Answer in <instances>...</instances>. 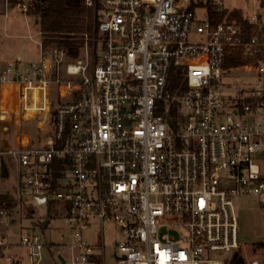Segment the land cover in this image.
Segmentation results:
<instances>
[{
    "label": "built area",
    "instance_id": "2783aa9c",
    "mask_svg": "<svg viewBox=\"0 0 264 264\" xmlns=\"http://www.w3.org/2000/svg\"><path fill=\"white\" fill-rule=\"evenodd\" d=\"M84 3L94 28L79 56L43 38L39 59L0 61V89L16 84L22 114L50 131L11 146L0 127V159L20 169L16 196L72 231L61 264H105L103 239L87 231L107 222L119 228L116 264H232L236 200L264 204V0L241 17L224 0ZM10 5L32 6L0 0ZM240 68L252 80L236 89ZM20 244L40 264L49 243L32 228ZM10 245L0 238L8 261Z\"/></svg>",
    "mask_w": 264,
    "mask_h": 264
},
{
    "label": "rangeland",
    "instance_id": "374dc122",
    "mask_svg": "<svg viewBox=\"0 0 264 264\" xmlns=\"http://www.w3.org/2000/svg\"><path fill=\"white\" fill-rule=\"evenodd\" d=\"M256 0H224L226 7L234 8L233 14L240 11L252 12ZM243 9V10H242ZM242 13V12H240ZM33 37H29V35ZM42 37L40 22L34 14H25L16 6L10 5L5 9L0 6V59L6 61H17L19 56L25 60H30L38 57L39 45ZM93 47H90V49ZM31 61V60H30ZM30 61H24L27 64ZM238 76V77H236ZM234 83L236 89H239L242 84L250 82L252 76L244 72L242 68L234 70ZM32 123V120H31ZM25 124V123H22ZM23 130H27L35 135L43 134L35 124H29L27 127L23 125ZM49 130V127H48ZM46 131V127L45 130ZM15 132V128L9 130V135ZM26 132V131H25ZM50 132V131H48ZM44 136V135H43ZM11 140V139H10ZM6 161L10 170L9 177L0 180V193L12 192L15 195L18 204L16 211L12 216L0 217V238H3L6 243H10L12 248L10 252H6L13 257L12 261H8L3 255L0 257V264H19L22 259L20 253H25L26 249L20 244L23 234L28 233L32 228H35L49 243L48 248L44 252L40 264H61L60 255L67 256V244L72 239V231L66 225L64 219H60L57 212H53L50 218L49 209L43 206H34L35 212L27 211L29 205L23 199L16 196L15 191L20 184L19 171L14 158L6 155ZM30 205L31 202L29 201ZM237 211L239 215L240 225V247L235 251L242 256L248 264L252 258H258L264 261V204L258 202L254 197H246L236 200ZM27 206V208H26ZM51 219L47 227L44 226V220ZM39 221H38V220ZM38 221V222H35ZM40 227H42V229ZM15 228L18 231H15ZM49 228V229H48ZM88 235L101 237L105 245V264H116L114 256V241L120 238L119 228L115 223L107 222L104 226V231L99 232V228L94 225ZM9 247L5 248L6 249ZM18 257V258H16ZM23 264H30L26 254Z\"/></svg>",
    "mask_w": 264,
    "mask_h": 264
},
{
    "label": "trees",
    "instance_id": "16d2710c",
    "mask_svg": "<svg viewBox=\"0 0 264 264\" xmlns=\"http://www.w3.org/2000/svg\"><path fill=\"white\" fill-rule=\"evenodd\" d=\"M16 1V0H11ZM31 11L40 22L46 46L65 50L71 57L80 54L84 44V34L92 33L94 28L93 11L86 7L85 0H29ZM241 17V13L235 14ZM237 55L234 63L240 62ZM176 83L181 76L172 77ZM17 199L10 193L0 194V209L17 206ZM1 217V215H0ZM232 264H247L242 256L235 253Z\"/></svg>",
    "mask_w": 264,
    "mask_h": 264
},
{
    "label": "crops",
    "instance_id": "0c3cea01",
    "mask_svg": "<svg viewBox=\"0 0 264 264\" xmlns=\"http://www.w3.org/2000/svg\"><path fill=\"white\" fill-rule=\"evenodd\" d=\"M30 13L33 14L32 12H30ZM41 34H42V31H41ZM29 37H33V35L30 34ZM42 39H43V35H42L40 41ZM40 41H38V45H39ZM39 57H40V46H39V50H38V57L34 58V59H30V60L31 61L37 60V59H39ZM17 59H21L22 60V65H26L27 64L24 61H30V60H26V59L24 60L22 58V56H19ZM0 61L9 62V61L3 60V59H0ZM36 117L37 118H34V116L32 114L23 115L22 112L20 111V109H19L18 86L16 84H14V85H5L4 87H2L0 89V127L1 126L6 127V135L4 137V143H7V144H9L11 146H16L17 144L20 143L21 139L22 138H26V136L29 137L30 139H32L34 142L35 141L38 142L41 139L44 140L45 136L50 134V132H48V130L44 131L45 129H44L43 124H42L44 122V118L42 119L43 120L42 121V120H40L41 117H39V116H36ZM31 120H32V123H31ZM22 123H25V124H22ZM29 124H35V126L38 128V130L43 132V134H41L42 136H40L39 134L35 135V134H33V133H31V132H29L27 130H25L26 131L25 132L23 130V128H24L23 125H25L27 127ZM11 128H15V132H12L11 133V137H10L9 130ZM24 135H25V137H23ZM4 161H5V164L7 166V169L9 171V175H10V170H9V167H8V163L6 161V157H4ZM17 167H18V165H17ZM18 171H19V178H20V169H19V167H18ZM2 173L3 172H2V158H1L0 159V180L4 179L6 177H9V175L4 177ZM5 193H10V192H4V193H0V194H5ZM16 193H17V189L15 191V194ZM10 194H12V192ZM13 196L15 197V195H13ZM244 198H246V197H243V198H240V199H244ZM24 201H25V203L27 202L26 200H24ZM27 205H29V203ZM26 208H27V206H26ZM27 211H29V210H27ZM38 221H35V222H38ZM50 222H51V219H49V218L46 219L45 218L44 226L47 227V225H49ZM38 224H39V222H38ZM36 226H39V225H36ZM40 228L42 229V227H40ZM15 231H17V228H15ZM11 248H12V246H9V248H7L5 252H10ZM26 254L28 256L27 250H26L25 253H20V255H17V256H21V258H22L20 260L19 264H23ZM0 255L2 256L3 254L0 252ZM0 258H2V257H0ZM16 258H18V257H16ZM252 259H254V258H252Z\"/></svg>",
    "mask_w": 264,
    "mask_h": 264
},
{
    "label": "water",
    "instance_id": "95a60500",
    "mask_svg": "<svg viewBox=\"0 0 264 264\" xmlns=\"http://www.w3.org/2000/svg\"><path fill=\"white\" fill-rule=\"evenodd\" d=\"M2 174L4 177L8 176L9 175V171L7 169V166L5 164V161H4V158L2 157ZM60 259L62 260V262H64V259L63 257L60 255Z\"/></svg>",
    "mask_w": 264,
    "mask_h": 264
}]
</instances>
